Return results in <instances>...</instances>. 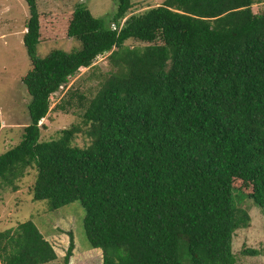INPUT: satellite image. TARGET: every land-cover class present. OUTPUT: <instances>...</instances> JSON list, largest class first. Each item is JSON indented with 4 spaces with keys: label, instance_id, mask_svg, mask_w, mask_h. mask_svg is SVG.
<instances>
[{
    "label": "trees",
    "instance_id": "16d2710c",
    "mask_svg": "<svg viewBox=\"0 0 264 264\" xmlns=\"http://www.w3.org/2000/svg\"><path fill=\"white\" fill-rule=\"evenodd\" d=\"M25 1L30 123L0 154V182L18 190L33 168L35 200L54 210L81 201L102 264H184L182 251L185 264H238L234 234L251 216L234 191L247 190L264 211V12L253 10L264 0H165L134 14L132 0H115L110 18L79 3L67 34L81 48L45 57L38 2ZM106 54L97 92L80 94L86 129L42 140L52 94ZM81 131L86 146L74 143ZM74 249L71 238L65 264ZM58 258L33 220L0 230L2 264Z\"/></svg>",
    "mask_w": 264,
    "mask_h": 264
},
{
    "label": "rangeland",
    "instance_id": "374dc122",
    "mask_svg": "<svg viewBox=\"0 0 264 264\" xmlns=\"http://www.w3.org/2000/svg\"><path fill=\"white\" fill-rule=\"evenodd\" d=\"M165 0H132L129 14L140 13L162 4ZM40 11L41 42L37 47L39 57H45L53 49L74 51L81 48V41L67 34L72 14L79 3L86 5L96 17L110 18L117 9L115 0H37ZM255 12H264V2L253 6ZM29 18L25 0H0V154L18 144L24 127L30 123L28 104L31 100L23 76L31 68V60L24 45V33ZM133 46L135 41H129ZM110 69L107 54L99 56L91 68H82L51 96V111L40 121L43 125L41 139L50 140L60 136L65 128L74 125L86 129L83 122L85 107L80 94L86 101L99 88L100 74ZM72 92L76 94L71 97ZM67 105V110L57 104ZM79 146H86L90 138L79 132L74 139ZM36 170L29 168L24 177L17 180L18 190L0 182V230L15 228L20 222L33 220L44 236L54 245L59 258L45 264H65L71 238L75 243L71 263L102 264L101 249L90 248L84 228L85 208L81 201L70 202L59 209H51L48 200L33 198ZM245 189L234 191L236 206L247 209L251 222L248 227L238 229L233 238V252L238 264H264V211L256 205ZM256 249L258 254L245 253ZM186 262V252H181ZM0 264L1 261H0Z\"/></svg>",
    "mask_w": 264,
    "mask_h": 264
},
{
    "label": "built area",
    "instance_id": "2783aa9c",
    "mask_svg": "<svg viewBox=\"0 0 264 264\" xmlns=\"http://www.w3.org/2000/svg\"><path fill=\"white\" fill-rule=\"evenodd\" d=\"M112 27L115 29V28H116V25L113 23V24H112Z\"/></svg>",
    "mask_w": 264,
    "mask_h": 264
}]
</instances>
